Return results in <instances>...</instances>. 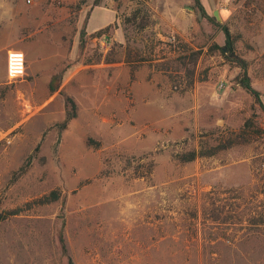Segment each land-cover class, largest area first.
Returning <instances> with one entry per match:
<instances>
[{"label":"rangeland","instance_id":"374dc122","mask_svg":"<svg viewBox=\"0 0 264 264\" xmlns=\"http://www.w3.org/2000/svg\"><path fill=\"white\" fill-rule=\"evenodd\" d=\"M207 2L0 0V44L36 31L55 53L49 80L0 79V214L18 210L0 264H264V135L179 159L264 128V0ZM110 3L93 40L88 14Z\"/></svg>","mask_w":264,"mask_h":264},{"label":"crops","instance_id":"0c3cea01","mask_svg":"<svg viewBox=\"0 0 264 264\" xmlns=\"http://www.w3.org/2000/svg\"><path fill=\"white\" fill-rule=\"evenodd\" d=\"M202 4L206 8V4H208L207 0H201ZM117 10L115 6H112L110 3L109 5L105 4H97L94 8H92L88 14L87 21L85 23V32L87 34L94 33L95 31L104 28L106 26H110L114 20L116 19ZM42 30L39 29L38 33H41ZM37 32L29 33L26 35L27 38L30 40H33L34 37L40 35L36 34ZM107 37V34L104 33L101 36L94 37L93 40H100V38ZM43 38V36H41ZM106 39V38H105ZM20 41L15 42V44H12V48H8L10 46V43H4L0 44V52L3 49H18L23 51L26 57V75L31 78L32 81H36L38 78H41L42 75L44 76V79L49 80L51 77L49 74L50 70H53V64L55 61V53L52 47L50 50L43 49L44 47L42 45H39L38 43H34L33 41L27 40L22 41L23 39H18ZM30 41V42H28ZM100 42H103L100 40ZM28 46L31 48L29 50ZM30 55H32L30 57ZM36 55H42L43 57L39 59V57H36ZM34 56V57H33ZM7 57V54H6ZM109 61L106 62L105 66L109 67V69L114 68L117 64L116 62ZM95 66V65H94ZM6 75V58L0 62V79H3ZM49 78V79H48Z\"/></svg>","mask_w":264,"mask_h":264},{"label":"trees","instance_id":"16d2710c","mask_svg":"<svg viewBox=\"0 0 264 264\" xmlns=\"http://www.w3.org/2000/svg\"><path fill=\"white\" fill-rule=\"evenodd\" d=\"M194 2L199 7L201 12L205 15V11H204V8H203L200 0H194ZM213 18H215V17H213ZM108 29H109V26L101 28V29L95 31L94 35L101 36L102 34L107 32ZM222 29H223L224 34L226 36L227 45L230 46L231 40H230L229 29L226 26H223ZM106 61H113V59H107ZM194 61H195V57L191 54L189 56L188 55L183 56V61H181V63H183L182 65H184V64L186 65L189 63H194ZM190 73H192V71H190ZM243 85L253 95L257 96V92L251 88V86L249 85V83L247 81L243 82ZM65 103H66V113H65L64 124H66L70 119H72L73 117L76 116V105H75L73 99L69 96H66L65 97ZM263 135H264V128L256 125L251 120H246L238 132H236L234 134L232 132L231 135L226 138V140H220L217 144L212 146L209 150H202V149L190 150L188 152L181 154L179 159L181 161H191V160L195 159L197 156H210V155L215 154L217 151L222 150V149H226V148H228L234 144L248 142L253 138L261 137ZM57 198H58V193L56 191H52L50 196H47L44 199H41L40 201L42 203L43 202H50V201L56 200ZM17 213H18L17 209L8 210L7 214H0V219L6 217L7 215H13V214H17ZM63 247H64V244H63ZM64 249H65V247H64ZM67 264H75L69 255H68Z\"/></svg>","mask_w":264,"mask_h":264},{"label":"built area","instance_id":"2783aa9c","mask_svg":"<svg viewBox=\"0 0 264 264\" xmlns=\"http://www.w3.org/2000/svg\"><path fill=\"white\" fill-rule=\"evenodd\" d=\"M6 75L10 81L22 79L26 75V59L23 51L18 49H9L7 51ZM223 85L221 81L219 88H222Z\"/></svg>","mask_w":264,"mask_h":264},{"label":"water","instance_id":"95a60500","mask_svg":"<svg viewBox=\"0 0 264 264\" xmlns=\"http://www.w3.org/2000/svg\"><path fill=\"white\" fill-rule=\"evenodd\" d=\"M213 15L216 18V20H219L220 19L218 10H214Z\"/></svg>","mask_w":264,"mask_h":264}]
</instances>
